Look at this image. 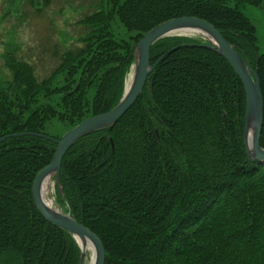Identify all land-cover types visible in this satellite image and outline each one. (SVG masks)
Segmentation results:
<instances>
[{"label": "trees", "instance_id": "obj_1", "mask_svg": "<svg viewBox=\"0 0 264 264\" xmlns=\"http://www.w3.org/2000/svg\"><path fill=\"white\" fill-rule=\"evenodd\" d=\"M77 22L80 45L38 79L7 56L0 89V264H79L73 235L46 221L31 194L65 131L121 99L137 41L157 24L195 16L217 28L257 71L264 52L244 5L264 0H106ZM122 27L121 34L117 28ZM197 35H170L150 48L140 96L110 128L77 140L62 158L60 208L93 231L104 264H264V165L245 153V92L222 56ZM18 133H25L16 135Z\"/></svg>", "mask_w": 264, "mask_h": 264}, {"label": "water", "instance_id": "obj_2", "mask_svg": "<svg viewBox=\"0 0 264 264\" xmlns=\"http://www.w3.org/2000/svg\"><path fill=\"white\" fill-rule=\"evenodd\" d=\"M186 32V33H185ZM198 35L208 41L203 46L225 58L242 82L245 92V125L243 141L247 158L252 162L264 165V148L259 138L263 122V97L257 71L252 69L234 46L226 40L212 24L195 16H180L163 21L148 30L135 44L134 62L131 68L129 84L126 82L124 93L119 102L109 111L89 116L66 130L59 138L43 134H33L47 138L56 144L54 154L44 168L35 175L31 194L39 213L54 226L70 232L80 248L79 264H84V248L77 238L88 240L94 254L93 264H104L105 250L100 238L89 228L76 221L68 212L47 207L42 199L41 188L47 178L53 179L54 186L62 195L59 181L62 158L67 150L83 136L99 129L112 127L127 109L140 96L147 76L153 65L150 64V48L161 38L170 35ZM182 34V35H183ZM250 132V134H249ZM25 133H18L22 135ZM3 138H0L2 141Z\"/></svg>", "mask_w": 264, "mask_h": 264}, {"label": "rangeland", "instance_id": "obj_3", "mask_svg": "<svg viewBox=\"0 0 264 264\" xmlns=\"http://www.w3.org/2000/svg\"><path fill=\"white\" fill-rule=\"evenodd\" d=\"M106 7V0H0V89L6 87L11 78L8 55L29 62L36 77L42 79L58 65L66 50L80 45L78 38L85 29L77 21ZM242 10L255 26L257 51L262 53L264 13L261 8L249 4ZM117 30L124 33L121 26ZM46 132L52 136L62 135L65 128L52 121L47 124ZM49 189L47 199L54 209L62 211L55 196L53 179ZM90 256L91 251L87 250L84 264H90Z\"/></svg>", "mask_w": 264, "mask_h": 264}, {"label": "bare ground", "instance_id": "obj_4", "mask_svg": "<svg viewBox=\"0 0 264 264\" xmlns=\"http://www.w3.org/2000/svg\"><path fill=\"white\" fill-rule=\"evenodd\" d=\"M185 33H186V32H185ZM233 70H234V69H233ZM235 73H236V72H235ZM237 76H238V75H237ZM128 84H129V83H128ZM249 134H250V132H249ZM50 184H51V178H47V179L44 181L43 185H42V188H41V195H42V199H43L45 205H46L47 207H50V208H53V209H54V207L52 206L51 202L47 199V194H48V192L50 191V189H49ZM77 240H78V242L80 243V245L84 248V261H85V259H86V252H87V250H90V251H91V256H90V261H89V263H90V264H93V262H94V254H93V250H92V247H91L89 241H88V240H81V239H79V238H77ZM77 244H78V243H77ZM79 258H80V256H79Z\"/></svg>", "mask_w": 264, "mask_h": 264}]
</instances>
